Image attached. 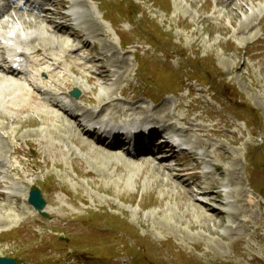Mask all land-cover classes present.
<instances>
[{
	"label": "rangeland",
	"instance_id": "374dc122",
	"mask_svg": "<svg viewBox=\"0 0 264 264\" xmlns=\"http://www.w3.org/2000/svg\"><path fill=\"white\" fill-rule=\"evenodd\" d=\"M70 1H79L78 24L58 33L51 28H62L56 10L47 13L50 25L16 15L0 21L1 33L37 32L34 46L61 62L53 66V77L37 81L46 98L80 89L91 102H79L82 109L100 112L104 107L103 114H114L115 122L143 121L139 107L151 92L138 85L145 86L141 79L162 82L172 94L154 105L146 100L150 107L145 108L151 109L147 119L173 118L190 131L189 142L198 137L208 144L202 146L207 152L201 151L206 160L199 159L208 173L200 180L202 187H213L199 195L197 186L186 183L188 178L153 157L112 158L91 138L64 130L69 122L56 109L35 106L8 113L6 119L0 113V153L4 149V158L24 173L22 180L13 174L3 178L13 187L10 192L21 197L22 211L28 209L22 199L27 184L41 189L52 206L46 219L26 214L42 225L5 233L0 257L25 258L26 264H72L77 257L94 264H264V0H102L109 22L102 19L97 2ZM79 24L89 35L81 37L74 29ZM118 35L132 44L122 49ZM88 38L90 44L78 52L84 69L75 74L62 50L72 40ZM92 54L99 58L89 63L86 58ZM134 54L141 64L138 71ZM104 69L107 77L88 81L87 76ZM1 73L3 112L2 100L11 94H5L3 85L23 81ZM183 81L187 83L180 90ZM124 88L129 103L122 102ZM201 127L205 131L196 135L194 129ZM17 148L23 155H11ZM182 162L185 168L197 163L191 158ZM172 174L178 176L176 182ZM11 197H0V222L9 221L0 225V232L17 226L13 222L21 218ZM58 217L63 219L56 229L50 223Z\"/></svg>",
	"mask_w": 264,
	"mask_h": 264
},
{
	"label": "bare ground",
	"instance_id": "6f19581e",
	"mask_svg": "<svg viewBox=\"0 0 264 264\" xmlns=\"http://www.w3.org/2000/svg\"><path fill=\"white\" fill-rule=\"evenodd\" d=\"M14 32V31H13ZM35 32V31H34ZM10 33H12V31H10V32H8V34H10ZM37 33V32H36ZM8 34H6V35H1L0 34V38H2V39H5L7 42H9V41H14V39H11V38H9L8 37ZM33 34H35V33H33V32H30V33H28V36L29 37H32V36H34ZM65 44V43H64ZM64 44H61V45H64ZM87 44H90V42L89 41H87V42H85V43H83L82 44V47H87ZM24 45V44H23ZM62 47V46H61ZM74 47H76V48H80V46H79V44L78 45H76V46H74ZM34 49V51L31 53V58H32V65H31V69L33 70V72H32V74L34 75L35 74V71H37L38 73H40V69L38 68V67H40L41 65H44V64H49L48 62V60H51L52 62L53 61H56V64L58 65L59 64V62L60 61H58V59H50V58H48V55L44 52L43 53V50L42 49H40V48H38V47H34L33 48ZM77 50H79V49H77ZM19 57L22 59L23 58V56L22 55H19ZM69 57V56H68ZM98 58H99V55L97 54V55H94V54H92L91 55V57H90V59L91 60H93V61H97L98 60ZM6 64H7V61H6ZM52 65V64H51ZM76 65L78 66H81L82 65V63H81V61H76ZM37 67V68H36ZM102 69V68H101ZM73 70L75 71V68H73ZM108 73H109V70H103V71H100V72H97V74L98 75H95V74H93V75H90V76H88V78L90 79V82H92L95 78L96 79H98V77H107L108 76ZM33 80V82L32 83H36V85H38V83H37V79H32ZM1 81V80H0ZM29 86V85H28ZM28 86H26V87H17L18 88V90H17V94L15 95V94H13L12 95V99L11 100H8L6 103H7V106L5 107V108H7V110L6 109H2L3 110V112H0L1 113V117L2 118H4V119H6L7 118V116L9 115L8 113H13V112H19V113H21V112H27V110H30V108H32L33 107V105H32V103H34V104H38V102H36L35 100V98L33 97V99L31 98V95H30V92H31V90L34 88L33 86H31L30 85V87H28ZM111 92H113L114 91V89H113V91L112 90H110ZM85 100H86V97H85ZM20 106H22V107H20ZM76 106V108H78L77 106L78 105H75ZM18 107H20V108H18ZM80 108V107H79ZM40 109H42L43 110V108H40ZM12 110V111H11ZM115 110H117V112H120V109H118V108H115ZM143 113H147V112H149V111H146V110H143L142 111ZM16 114V113H15ZM42 117H45V116H42ZM146 118L145 119H147V115L145 116ZM73 120H74V125H73V127H71V125H65L66 126V128H64V130H66V129H68L69 131H70V129H72V131L75 133H77L79 136H82L83 135V133L84 134H86V132H84L82 129L84 128V127H89L90 126V121H88V120H81V117L80 116H74L73 117ZM152 120L153 121H155V122H157V123H161V122H163V123H169L170 124V126L172 125H174L173 123H172V121H171V118H169L168 116H162V115H157L154 119L152 118ZM181 120V119H180ZM43 121H47L46 119L45 120H43ZM43 121H42V123H43ZM184 122V121H186L185 119H182L181 121H179V122ZM146 123H143L142 125H145ZM205 131V127H201V128H198V129H196L195 131H194V133L196 134V135H200V134H203V132ZM67 132V131H66ZM72 132V133H73ZM88 132H91V129H89V131ZM159 132V131H158ZM155 129H152L151 131H150V141H149V143H152V141H153V139H154V137H155V135H157V133H158ZM71 133V134H72ZM73 133V134H74ZM75 135V134H74ZM72 136V135H71ZM188 137V132H186L185 133V137ZM195 136V135H194ZM190 138V137H189ZM62 139V138H61ZM197 139H198V137H197ZM191 140L190 139V141L191 142H189L188 141V143H189V145H190V148H191V150L192 149H201V150H206L207 148H203L204 146H206V147H208V144L207 143H205L204 141L202 142L201 140H200V138L198 139V140ZM76 142V141H75ZM204 145V146H203ZM203 146V147H202ZM145 148V147H144ZM160 148H162V147H160ZM17 151L18 152H22L21 151V149L20 148H17ZM206 152H207V150H206ZM4 153H5V150L3 149L2 150V153H0V166H2V168L3 169H5V172H7V173H9V174H13V175H18L17 177L19 178V179H24V177H23V172L19 169V167H16V166H14V165H9V166H7L5 163H4ZM103 153H104V151H103ZM11 155H13V153L11 154ZM107 155V154H106ZM109 156H110V154H109ZM109 156H108V159L109 160H111V161H113L114 162V160L113 159H110L109 158ZM175 156V154H171L170 155V158H173ZM192 156V158L193 159H196V155L195 154H192L191 155ZM111 157L112 158H115V157H117V156H112L111 155ZM123 160V159H122ZM117 161V160H116ZM115 161V162H116ZM20 163H21V161H19ZM124 162V161H123ZM126 162V161H125ZM116 163H118V162H116ZM135 162H133V164H134ZM121 164H122V162H121ZM133 166V165H132ZM123 167V166H122ZM215 170L217 171L218 170V168H217V166H215ZM195 171V169H194V167H189V168H185L184 166H180V167H178L177 169H175L174 170V172H177V173H180V172H184L186 175L185 176H190L191 175V179L192 178H195L196 180L193 182V184L192 185H195V186H197V188L199 189L198 191H197V193H199V195H200V193H201V195H203V196H205V195H207V194H209L210 192L208 191V189L209 190H211L210 188L211 187H213V183L212 184H210V186L209 187H202V183H201V181H200V179H199V176L194 172ZM218 172V171H217ZM220 172V171H219ZM1 174V173H0ZM173 181H175L176 182V180L178 179V176L176 175V174H172V178H171ZM0 180H1V175H0ZM23 182V181H22ZM188 183V182H187ZM186 184V183H185ZM8 187V183H6V182H2V181H0V197H2V198H10L11 196H9L5 191H4V189L5 188H7ZM31 187H32V185L31 184H27V188H26V190H25V192H24V194H23V198H24V208H28L27 210H24V211H22V209H21V207H20V204L22 203V200H20V198L18 197V196H14V197H11V198H13V199H15L14 201H15V209H16V207H19L20 208V210L22 211L21 212V214H19V216L21 217V218H19V219H16V221L15 222H13V223H16L17 224V226H14V227H11L10 229H8L9 231H16L15 229H19L18 231L20 232L21 231V229H24L25 228V226L27 225V224H35V225H37V226H39V225H42L43 224V222H41V220L40 219H36V220H31L27 215V213H29V212H32L33 214H35V216H38L39 214L37 213V211H35L28 203H27V197H28V192H29V190L31 189ZM184 187V186H183ZM185 187H187V188H189L188 189V191H189V193L191 194L192 192L194 193V191L192 190H190V186L189 185H187V186H185ZM213 190V189H212ZM217 190V189H216ZM215 192V191H214ZM216 195V194H215ZM26 201V202H25ZM219 201V200H218ZM217 201V202H218ZM27 203V204H26ZM213 203H215V202H213ZM52 208V206L49 204L48 206H47V208H46V212H48V213H50L51 212V209ZM27 214V215H26ZM31 215V214H30ZM63 218H61V217H58V218H56V220L54 221V222H52V223H50V224H52L51 226L52 227H54V228H56V229H58L59 227H57L55 224H58L59 223V221H61ZM7 220V219H6ZM2 222H0V225L1 224H5V223H8V222H3L4 220H1ZM48 227V226H47ZM23 238H26V236L24 235L23 236Z\"/></svg>",
	"mask_w": 264,
	"mask_h": 264
},
{
	"label": "water",
	"instance_id": "95a60500",
	"mask_svg": "<svg viewBox=\"0 0 264 264\" xmlns=\"http://www.w3.org/2000/svg\"><path fill=\"white\" fill-rule=\"evenodd\" d=\"M76 92L75 94H77ZM30 203L33 204L37 209L42 210L45 206V202L42 199L41 193L38 190L31 192ZM44 214V213H43ZM0 264H17L11 259H0Z\"/></svg>",
	"mask_w": 264,
	"mask_h": 264
}]
</instances>
